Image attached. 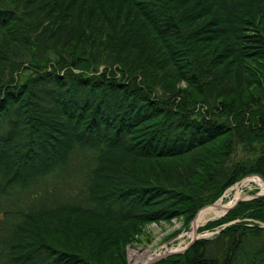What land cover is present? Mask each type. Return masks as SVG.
Wrapping results in <instances>:
<instances>
[{"label": "trees", "instance_id": "1", "mask_svg": "<svg viewBox=\"0 0 264 264\" xmlns=\"http://www.w3.org/2000/svg\"><path fill=\"white\" fill-rule=\"evenodd\" d=\"M251 174L264 0H0V264H128ZM260 224L264 196L152 264H264Z\"/></svg>", "mask_w": 264, "mask_h": 264}, {"label": "rangeland", "instance_id": "2", "mask_svg": "<svg viewBox=\"0 0 264 264\" xmlns=\"http://www.w3.org/2000/svg\"><path fill=\"white\" fill-rule=\"evenodd\" d=\"M248 177L242 178L240 181H238L237 183L226 189L225 192L221 195V197L213 203L220 202L221 204H228L229 202H231L237 190L240 191V193H242L243 196L238 200V202L234 206H236L239 202L243 201L242 198L246 197L247 199L248 197H250L248 194H250L254 190L264 194V192L255 182L250 180H245L248 179ZM226 212L227 211L225 209V211L219 216H213V215L207 216L204 221L198 224L195 232L191 224L188 228H183L182 222L175 219H172L170 222L159 221L148 224L145 228V231L151 234V241L149 243H141L135 241L133 243L128 244L126 246L128 264L134 261V258L130 257L132 252L141 255L142 258H146V256H148L147 255L148 252L152 256H155L157 254H161L169 251L180 250L185 246H187L193 238H195V240L202 237L211 238L214 232L207 230H199V228L203 226L207 221L219 218L223 216Z\"/></svg>", "mask_w": 264, "mask_h": 264}, {"label": "bare ground", "instance_id": "3", "mask_svg": "<svg viewBox=\"0 0 264 264\" xmlns=\"http://www.w3.org/2000/svg\"><path fill=\"white\" fill-rule=\"evenodd\" d=\"M252 175V174H251ZM248 176H250V175H248ZM245 180H250V181H253V182H255L259 187H260V189L264 192V180H262V179H260L259 177H257V176H251V177H248V179H245ZM244 180V181H245ZM243 183V182H242ZM241 184V183H240ZM258 192L257 191H253V192H251L250 194H248L250 197H248L247 199H246V197L245 198H242L243 199V201H246V200H249V199H252V198H257V197H255V195L257 194ZM243 195H242V193H240V191H236L235 192V194H234V196H233V198H232V200H231V202H229L228 204H221L220 202H217V203H215V205L214 206H207V207H202L196 214V218H195V221H194V226H193V228H195V227H197L198 226V224H200V222H202V221H204L205 220V218L207 217V216H209V215H213V216H219L220 214H222L224 211H225V209L228 207V206H230V205H232L235 201H237V200H239L241 197H242ZM235 207V206H234ZM234 207H232V208H234ZM231 208V209H232ZM260 226L261 227H264V224H260ZM207 231H212V232H214V234H213V236L218 232V227H215V228H213V229H211V230H207ZM212 236V237H213ZM202 238H205V237H202ZM195 241V240H194ZM194 241H191L192 243L194 242ZM191 243V244H192ZM147 255L149 256H146V258H142L141 257V255H138L137 253H135V252H132L131 253V258H134V261H132V262H130V264H147L148 263V261L153 257L149 252L147 253Z\"/></svg>", "mask_w": 264, "mask_h": 264}, {"label": "water", "instance_id": "4", "mask_svg": "<svg viewBox=\"0 0 264 264\" xmlns=\"http://www.w3.org/2000/svg\"><path fill=\"white\" fill-rule=\"evenodd\" d=\"M258 177H260V176H258ZM260 178H262V177H260ZM263 195H264V194L258 192V193L255 195V197H261V196H263ZM237 202H238V200L235 201L232 205L228 206V207L226 208V211H228L229 209H231V208H232ZM214 205H215V203H213V204H211V205H207V206H214ZM207 206H205V207H207ZM196 215H197V214H196ZM195 218H196V216L194 217V219H193L192 222H191L192 228H193V226H194ZM193 230H194V232H195L196 227L193 228ZM194 240H195V238H193L191 241H194ZM191 241H190V243H189L187 246H185L184 248H182V249H180V250L169 251V252H166V253H163V254H158V255H156V256H153V257L148 261L147 264H152V263H154L155 261H157V260H159V259H161V258H164V257L170 256V255H173V254H180V253H183V252H184L186 249H188V247L191 245V243H192Z\"/></svg>", "mask_w": 264, "mask_h": 264}]
</instances>
